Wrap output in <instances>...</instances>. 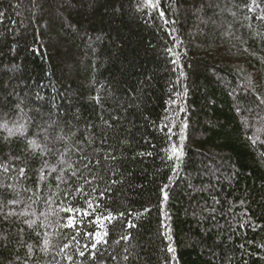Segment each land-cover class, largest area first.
I'll return each instance as SVG.
<instances>
[{
  "label": "trees",
  "instance_id": "obj_1",
  "mask_svg": "<svg viewBox=\"0 0 264 264\" xmlns=\"http://www.w3.org/2000/svg\"><path fill=\"white\" fill-rule=\"evenodd\" d=\"M0 264H264V0H0Z\"/></svg>",
  "mask_w": 264,
  "mask_h": 264
},
{
  "label": "snow or ice",
  "instance_id": "obj_2",
  "mask_svg": "<svg viewBox=\"0 0 264 264\" xmlns=\"http://www.w3.org/2000/svg\"><path fill=\"white\" fill-rule=\"evenodd\" d=\"M173 152H174V155L178 158L179 155H180V153L177 152L175 149H173ZM165 199H167V197H165ZM88 214H89L88 212H84V213H82V215H84V216H87ZM67 226H68V227H75V224L73 223L72 220H69V221L67 222ZM97 242H99V240H98Z\"/></svg>",
  "mask_w": 264,
  "mask_h": 264
}]
</instances>
